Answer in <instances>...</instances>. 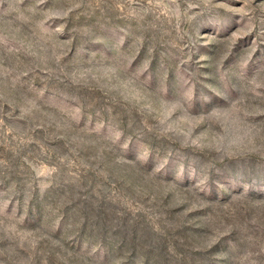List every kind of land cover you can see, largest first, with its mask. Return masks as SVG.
I'll return each mask as SVG.
<instances>
[{"label": "rangeland", "instance_id": "obj_1", "mask_svg": "<svg viewBox=\"0 0 264 264\" xmlns=\"http://www.w3.org/2000/svg\"><path fill=\"white\" fill-rule=\"evenodd\" d=\"M0 264H264V0H0Z\"/></svg>", "mask_w": 264, "mask_h": 264}]
</instances>
